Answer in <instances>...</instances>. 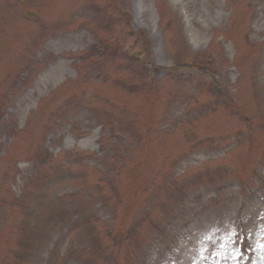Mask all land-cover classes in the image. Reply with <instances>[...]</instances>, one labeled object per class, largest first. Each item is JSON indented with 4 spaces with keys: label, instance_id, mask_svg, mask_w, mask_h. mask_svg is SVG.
I'll return each instance as SVG.
<instances>
[{
    "label": "rangeland",
    "instance_id": "obj_1",
    "mask_svg": "<svg viewBox=\"0 0 264 264\" xmlns=\"http://www.w3.org/2000/svg\"><path fill=\"white\" fill-rule=\"evenodd\" d=\"M0 264H264V0H0Z\"/></svg>",
    "mask_w": 264,
    "mask_h": 264
},
{
    "label": "bare ground",
    "instance_id": "obj_2",
    "mask_svg": "<svg viewBox=\"0 0 264 264\" xmlns=\"http://www.w3.org/2000/svg\"><path fill=\"white\" fill-rule=\"evenodd\" d=\"M62 74H63V72L61 70L57 69V71H54V72L48 74V76H46L45 78L47 80H49L50 82H53V81H57L58 78L60 77V75H62Z\"/></svg>",
    "mask_w": 264,
    "mask_h": 264
}]
</instances>
